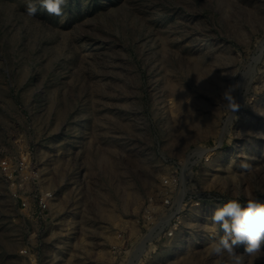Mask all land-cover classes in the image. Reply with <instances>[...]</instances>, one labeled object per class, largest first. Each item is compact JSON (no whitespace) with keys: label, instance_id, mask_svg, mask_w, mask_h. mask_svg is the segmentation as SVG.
<instances>
[{"label":"rangeland","instance_id":"374dc122","mask_svg":"<svg viewBox=\"0 0 264 264\" xmlns=\"http://www.w3.org/2000/svg\"><path fill=\"white\" fill-rule=\"evenodd\" d=\"M27 2L0 0V264H229L210 217L264 203V0Z\"/></svg>","mask_w":264,"mask_h":264},{"label":"clouds","instance_id":"9594fccd","mask_svg":"<svg viewBox=\"0 0 264 264\" xmlns=\"http://www.w3.org/2000/svg\"><path fill=\"white\" fill-rule=\"evenodd\" d=\"M67 0H40L49 15H63V7ZM38 8L32 0H28L26 13L35 16ZM238 85H231L222 93V101L226 102L227 108L234 112L239 108L232 93ZM244 171H250L251 165L242 162L240 165ZM213 224L219 225L223 230V235L213 238L209 244L210 255L221 256L227 253L229 264H246L245 257L256 256L258 253L264 254V203L257 200H248L246 204H241L238 199H231L223 206L216 209L210 217ZM244 245V252L238 253L236 248Z\"/></svg>","mask_w":264,"mask_h":264},{"label":"built area","instance_id":"2783aa9c","mask_svg":"<svg viewBox=\"0 0 264 264\" xmlns=\"http://www.w3.org/2000/svg\"><path fill=\"white\" fill-rule=\"evenodd\" d=\"M18 161H19V165L22 166V168H24L19 175L21 176L20 181L34 183L33 192L36 202L35 213H37L38 215L45 214L46 211H48L49 209L50 200L53 198L52 192L49 190L42 189L41 186L39 185L38 181L40 180L41 175L37 173H32V171L30 170V166H31L30 164L32 163L31 160H27L26 158L21 157L13 165H15ZM21 253L29 255V253H31V249L24 248V250L21 251ZM28 262H29L28 264H39V259L37 257L35 258L31 256Z\"/></svg>","mask_w":264,"mask_h":264},{"label":"bare ground","instance_id":"6f19581e","mask_svg":"<svg viewBox=\"0 0 264 264\" xmlns=\"http://www.w3.org/2000/svg\"><path fill=\"white\" fill-rule=\"evenodd\" d=\"M69 258V257H68ZM66 264H73L70 260L68 261V263H66Z\"/></svg>","mask_w":264,"mask_h":264}]
</instances>
